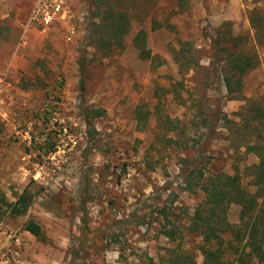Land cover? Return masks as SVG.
<instances>
[{"label":"rangeland","instance_id":"rangeland-1","mask_svg":"<svg viewBox=\"0 0 264 264\" xmlns=\"http://www.w3.org/2000/svg\"><path fill=\"white\" fill-rule=\"evenodd\" d=\"M94 2L0 0V199L30 197L24 215L0 203V264L157 262L178 243L163 236V206L178 217L182 248L204 264L201 239L186 230L202 194L185 189L183 174L237 167L254 191L243 169L257 160L236 132L244 101L227 98L213 42L223 24L246 38L259 64L241 98L264 103V43L250 26L264 24V0H122L130 28L111 52L95 46ZM141 29L152 60L133 45ZM182 44L195 65L179 72ZM83 109L105 114L88 125ZM137 110L148 114L142 131ZM238 216L230 206L228 222ZM30 221L41 237L25 230Z\"/></svg>","mask_w":264,"mask_h":264},{"label":"trees","instance_id":"trees-1","mask_svg":"<svg viewBox=\"0 0 264 264\" xmlns=\"http://www.w3.org/2000/svg\"><path fill=\"white\" fill-rule=\"evenodd\" d=\"M120 2L122 0L94 2V17L97 19L94 23L97 35L95 46L100 51L111 52L124 48L123 39L129 32L130 23L126 12L117 8ZM250 23L254 31L253 41L255 44H263V20L251 19ZM213 43L215 47H219L217 55H222L224 62L221 83L227 98L244 101L236 132L241 135L240 143L242 142L245 153L257 160L243 169L254 191L243 187L242 176L237 167L232 175L216 172L205 176L200 169L186 171L183 174L185 189L202 194V202L194 210L186 230L188 235L201 239L198 250L204 258V264H233L234 261L242 263L245 262V257L264 263V103L241 98L244 78L257 68L259 60L255 52L244 48L246 38L232 36L227 24L221 26ZM133 45L140 60H152L145 30L141 29L135 34ZM182 46L183 48L174 52L179 72L192 69L195 65L192 56L186 55L188 51L184 44ZM83 113L88 125L91 120L105 114L101 109H83ZM135 115L137 129L142 131L148 114L137 110ZM0 203L13 215H24L30 205V197L24 193L13 204H6L3 199H0ZM232 205L239 208L238 224H230L227 220V212ZM157 213L164 222L163 236L170 242L178 243L175 248L168 249L159 261L155 262L145 256L140 264H197L193 252L182 248L184 236L180 227L176 226L178 217L171 214L165 206L159 208ZM25 230L35 237H41L40 227L32 221L27 222ZM226 235L229 239H226ZM227 254L233 257L232 261L225 259Z\"/></svg>","mask_w":264,"mask_h":264},{"label":"built area","instance_id":"built-area-1","mask_svg":"<svg viewBox=\"0 0 264 264\" xmlns=\"http://www.w3.org/2000/svg\"><path fill=\"white\" fill-rule=\"evenodd\" d=\"M3 85H4V78L0 76V94L2 92Z\"/></svg>","mask_w":264,"mask_h":264}]
</instances>
